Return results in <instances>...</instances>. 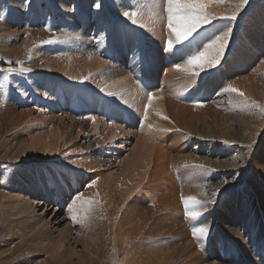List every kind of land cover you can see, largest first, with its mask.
<instances>
[{
    "label": "bare ground",
    "instance_id": "bare-ground-1",
    "mask_svg": "<svg viewBox=\"0 0 264 264\" xmlns=\"http://www.w3.org/2000/svg\"><path fill=\"white\" fill-rule=\"evenodd\" d=\"M95 1L101 4L98 9L101 16L93 9L89 0H81V24L72 25V22H66L69 15L75 14L72 12L71 0H47L46 6L40 7L34 15L37 23L46 25L40 30L27 32L28 35L33 34L32 38L43 40L48 35L47 29L49 30L50 26L57 29L60 23H67V30H62L57 43L37 48L29 60L30 63L24 65V68L31 70L28 72L29 81L25 85L29 84L33 93L30 99L26 98V95H20V100L28 106L18 109L11 104L5 111L3 127L5 124L13 137H5L0 143V161L16 159V153L22 160L19 163L21 173L11 180L8 187H4L3 178L0 179V214L2 217L4 214L9 225L7 234L0 238L3 245L7 246L3 248V252V246L0 247V264H16L20 250L18 245H13L12 240L20 242V246L29 249L32 254L42 252L50 261L58 264H99L100 255L106 261L104 251L99 249L104 235L103 230H97L101 217L98 220L93 218L94 213L86 215L84 202L93 195L100 198L108 224L110 223L109 229L114 242L113 264H225L219 258L209 261L208 258L212 256L208 253L206 257L197 252L185 255L184 248L191 247L193 240L186 241L184 246L178 244L172 248L175 239H169L174 233L179 234V238L187 235L186 224L190 226L192 218L187 215L181 197L196 196L191 186L198 183L202 175L178 169L180 162L189 161L193 157L187 159L188 156L179 154L182 142L181 138L176 136L177 132L190 128L189 132L205 136L201 138L204 139L203 144L201 143L204 145L208 142L205 141L206 136H211V127L205 124L210 130L207 132L199 128H188L184 107L175 111L179 106L176 98L196 88L197 83H191V80L198 79L199 76L177 71L175 64L170 67L168 63H174L177 59L172 54H166L161 49L158 53H153V50L166 46L162 35L163 31L168 33L165 0H135V3L131 0ZM231 1L213 0L208 11L218 19L211 23L228 16L231 9L226 6L231 4ZM125 11L136 13L133 17L135 24L123 16ZM18 14L21 15L16 13ZM51 16L54 17L51 19ZM21 18H24L23 15ZM93 18L98 19L94 28L101 25L97 30L98 36L89 29ZM16 24L17 18L8 17L2 26L4 39L0 43V51H3L4 55L16 57L19 54L16 51V43L23 30L14 28ZM207 26L195 36L192 45L200 46L202 35L206 33H203L204 28ZM147 34L155 37L147 41ZM156 36L159 41H155ZM230 44L231 41L226 44L222 61ZM199 46L192 48L190 54L203 51ZM184 47L191 46L186 42ZM149 57L154 59V63L149 64ZM161 61L167 64L162 67L166 71L163 76V70L158 67ZM71 87L78 89L83 98L77 99L73 96ZM242 89L245 90L243 86ZM50 90L59 98L58 103L49 93ZM90 90L100 91L99 95H96L97 98L104 97L105 101L112 105L120 106L112 109L121 110L116 124L106 126L105 122L97 117L99 109L93 107L97 99L85 93ZM150 95L152 104L149 107ZM82 100L85 101L83 107L80 106ZM117 102L126 106L123 107ZM68 112L82 118H74ZM250 115L241 110L238 116L232 113L227 114L226 118L222 117V124L216 122L219 128L224 126L218 138L226 137L234 142L251 140L252 137L241 129L245 127V122L252 119L253 115ZM215 120L217 119L213 121ZM132 121L137 128L132 132H125L127 136L135 138V144L129 152L126 150V156L122 157L121 153L108 155L109 152L105 153L94 147L96 144L110 150L115 144L118 145L116 140L121 133L118 130L123 128V125L135 128ZM91 132L95 136L90 135ZM80 135L83 137L80 138ZM118 142H122L118 145V150L123 153L124 149H127L128 141ZM209 143L210 145H205H208L209 149H215L211 150L212 152L224 151L218 144H212L211 140ZM208 158L204 162L223 171V174L238 165V161L211 160L209 155ZM31 163L34 164L30 166ZM114 163L117 167L110 172L106 180L103 177V169L111 168ZM223 183L219 189L230 188L229 185L225 187L226 182ZM39 194L43 200L51 201L52 206L47 205L48 208H55V215L49 219L36 212ZM76 196L81 199L76 200ZM53 199L59 203L55 204ZM64 200L67 205L72 202L71 213L60 209ZM63 210L66 215L78 216L79 222L65 223L60 228L64 221L63 218L60 219V211ZM163 212L167 215H163ZM184 215L185 223L180 220ZM167 220L171 225H175L166 229L168 226L162 222ZM160 221L162 225H159ZM155 229H161V232L156 234ZM261 230L262 228L258 227L255 232ZM233 232L236 233L235 230ZM166 238L169 240L164 241ZM79 246L81 248H78ZM170 247L172 250L169 251ZM229 248L238 259H235L236 264H253L251 261L244 262L247 256L238 257L234 244H229ZM251 248L253 250L254 246ZM254 257L257 264H264V254H259L258 258ZM47 259L39 260L37 256L31 255L26 261L45 264ZM22 263L20 260V264Z\"/></svg>",
    "mask_w": 264,
    "mask_h": 264
},
{
    "label": "rangeland",
    "instance_id": "rangeland-1",
    "mask_svg": "<svg viewBox=\"0 0 264 264\" xmlns=\"http://www.w3.org/2000/svg\"><path fill=\"white\" fill-rule=\"evenodd\" d=\"M89 1L92 4L93 9H96L97 13H99V16H101V12H99L98 9L94 6L95 4H97V2L95 0ZM131 1L135 3V0ZM233 1L234 0L230 2L232 6L231 4H229L226 7L232 10H229L228 16L236 14V20L229 22L226 19H221L218 22L209 24L206 29L204 28L205 31L203 33H206L202 35L203 40H201L199 46L202 50L203 46H205L207 42H211L212 38L227 33L228 43L231 41V44L229 45V49L227 50L228 52L225 56V59L221 62L219 67H214L212 69H208L206 67L204 71L198 70L200 72L199 78L191 80V83L193 81L197 83V89H190L191 91H189L188 93H182L179 97L176 98L179 106L176 107L177 109L175 108V111H180V108L184 107V111L186 113H184V116L188 119L186 122L189 124L188 128H199V130L207 132L208 129L205 124H208V126L211 127V131L208 130L211 132V136H209V138H207L206 136L205 141L208 142L204 143V145H202V141L204 139L201 138H204L205 136L202 137L198 134H194L193 132H189L190 128L184 130L185 132L179 131L176 135L177 137L181 138L180 141L182 142L179 146V149L181 150L179 154L182 156H188L187 159L193 157V159H190L189 161L183 160L184 162H180L178 169L190 170V172L202 174L201 178H199L197 181L198 183L194 184L191 187L194 189L196 197L201 201H204L205 204L208 205V207L197 208V210L201 212V215L197 218H192V224L190 226H187L186 224L187 235L185 237L180 236L179 238V234L177 235L176 233H174V235L169 239L174 238L175 241H173V243L176 242L175 244L172 243L171 247H174V245L176 246L178 244V246H184L186 241L193 240L194 243L191 245V247L184 248L186 252L185 255L189 256L190 254H196L195 252H197L198 254L206 257L205 255H207L206 253H208L212 256L208 258L209 261L219 258L223 262H225V264H236L235 259L238 260L237 257L233 256V254L231 253L232 251H230L231 248H229V244H234V248L237 251L238 257L241 256L243 258H246L247 256L249 259L246 258L244 262L251 261L253 264H257L256 258L254 256L258 258L259 254H264V128H262L264 127V0H247L246 3H244L243 0H236L237 2ZM79 2H81V0H71L70 2L72 6V12H74L75 14L72 13L71 15H69L66 18V22H72V25L75 23L78 25L81 24L79 22V17L81 16L82 8ZM46 3L47 0H28L27 4H24L23 0H13V2L9 0H0V17H2L0 18V43L4 39L2 26L3 24H5V21L6 19H8V17L17 18V24L15 25L16 27H13L17 28L20 31L23 30V34L21 33L22 35L20 34L19 37H17V39L19 40L16 43L18 49L16 51L19 53L18 56L15 57L12 55H4L3 51H0V143L5 137H13V135L10 134L11 131H7L8 127L5 124L3 127V119L5 118V111L7 107L12 104L18 109H20L21 107L26 108L28 105L20 100V95H26V98L30 99L33 93L32 91H30L31 89L29 88V84L28 86L25 85V83L29 81V74L28 72L25 73L24 71H22V69L25 67L24 65L30 63L29 60L33 57V54L37 50V48L57 43L62 30H67V23H60V26L57 29L50 26L49 30L47 29L48 35H46L43 40H36L32 38L33 34H27V32L30 31L40 30L46 25L42 22L40 24L37 23L34 16L36 12H38L40 7L46 6ZM235 6L237 9L235 8ZM18 12L23 15L24 18H21V15L19 14L16 15V13ZM69 12H71V10ZM52 17L54 16H51V19ZM96 22H98V19L93 18V22L91 23L89 29L98 36L97 30L101 25L99 24L98 27L94 28V24H96ZM162 35L164 37V43L166 44L167 39L169 38V34L166 31H163ZM153 37L155 36L151 34L146 35L147 41H149V38ZM158 38L159 37L156 36L155 41H159ZM49 41L52 42L49 43ZM160 49L162 50V47L153 50V53H158V50ZM187 58L188 56L177 58L174 63H168V65H170V67H174V64L177 63L186 65ZM153 60L154 59H152V57H149V64L154 63ZM123 62L126 63L125 60H123ZM161 62L158 63V67L160 70H163L162 67L167 66V64L166 62ZM108 63L110 64L111 62L108 61ZM165 73L166 71L163 70L161 72V76H163ZM239 78H241V80H239ZM229 85H231V87L233 88L238 89L239 92H243L244 96L242 97L236 92H225L224 89ZM242 86L245 88V90L242 89ZM249 90H255V92L252 91L251 93ZM70 91L71 94H73V96H75L77 99L83 98L79 94L78 89H74V87H71ZM98 92L100 91L90 90L85 92L87 95L89 94L90 96H92L93 99H97L95 103H93V107L99 109L97 110L98 116H92L99 117L100 120L105 122L106 126L112 125V123L116 124L119 121L117 117L121 114V110L113 111L112 109L120 106L116 107L112 105L111 103L105 101L104 97L97 98L96 95H99ZM49 93L55 98L56 102L58 103L59 98L56 96V94L52 90H50ZM80 102L81 107H83V105L85 106V101L82 100ZM117 103L123 107L126 106H124V104L120 102ZM228 108L232 111H229ZM216 110L218 112L220 111V113L218 114ZM241 110L248 113V115H253L252 119L250 118V120L245 122V127L241 128L244 133L248 134L250 137H252V139L245 140L243 142H234L226 137L219 139V132H222L224 127L223 125H221L219 128V126L217 125L219 123L222 124V121H220L222 120L221 118H226L227 114L232 113L237 114L238 116ZM68 113L71 114L70 112ZM72 116L74 118H82L76 117L74 115ZM215 118L217 120L213 121ZM249 122L252 124H249ZM231 124L233 127H235L233 122H231ZM132 125H134L135 128H130L131 126L123 125V128L118 130L119 133H121L118 136L119 138L117 137L116 143L118 145H121L122 142L118 141H128L127 149H124L125 152L123 151L122 153L121 150H118V148L120 147H118V145L116 144L115 146H112L110 150L107 149L108 147H101L100 145L96 146V144H94V147H97V150L101 149L102 151H105V153L109 152L107 153L108 155L121 153L123 154L122 157L126 156L127 152H129L128 150L132 149L135 144V138H132L129 135L128 137L126 133L129 132V130H131L132 132L133 129L137 128L136 124H133V121ZM100 126L102 125L100 124ZM88 129L90 128L88 127ZM254 131L257 133H255ZM91 133L92 134L90 135L95 136L93 132ZM82 137L83 135H80V138ZM210 140L212 141V144H218L221 150L224 151L212 152L211 150L215 149H213L212 147H210V149L208 148V145H210ZM93 141L96 142V140ZM14 152L15 150H13V153ZM16 155V159L0 161V179L3 178L2 183L4 187H8V185H10L11 183V180L15 178L19 173H21V167L19 163L22 158H20L17 153ZM208 155L211 157V160L218 159L225 160L226 162L238 161V165L233 166L231 171L223 174V171H220L218 170V168L204 162V160L208 158ZM33 164L34 163H31L30 166ZM188 164L191 165L188 166ZM23 167L25 168L27 166ZM115 167H117V165L114 163L111 168L108 167L106 169H103V177H105L106 180L109 178L110 172H112ZM230 181L231 183H229ZM223 182H226L225 187L226 185H229L230 188H228L227 190L219 189V187L222 186L221 184ZM83 185L84 184H82V186ZM37 197V201L39 202L36 204L35 208L37 214L44 216L45 218L47 217L48 219L50 218V216H54L55 212H53V209L55 211V208L52 209L47 207V205L52 206L51 201L48 199H46L47 201L43 200L41 198V194H39V196ZM67 197H69V195ZM65 198L66 197H64V199ZM86 201H92L91 206L86 204V215L94 213L95 217L93 218L98 220L101 217L99 220L101 222H98L99 228L97 230H103L104 239L102 238L99 249L104 251L106 261L104 260L102 255H100L101 257H99V259L101 258V261H99V264H104V262H106L107 264H113L112 257L114 252V242L111 230L109 229L110 223L108 224V218L106 216L105 208L102 205L103 203L100 202L101 200L97 195H93L90 198H87ZM53 202L55 204L59 203V201H57L56 199H53ZM66 205L67 202L66 200H64V203L62 204V207L60 209H66ZM162 214L165 216L167 215L164 212ZM163 215H160V217H163ZM65 217H67L69 221ZM62 218L64 219V221L62 222L60 228H62L65 223H74L70 219L69 215L64 214V210L60 211V219ZM184 218L185 215L182 216L180 220L185 223L186 220ZM248 218L249 220H247ZM162 223H166V226H168L167 228L165 227L166 229H168L170 226L173 227V225H175V223L171 225L172 223H170V221L168 220ZM162 223L160 221L159 225H162ZM0 226V238L2 239V237L7 234L9 227V225L5 221L4 214L3 217L0 214ZM201 226L207 228L208 231L206 235L203 237H194L192 234L193 230ZM75 227L77 228L78 225ZM258 227H261L262 230L260 232H255ZM232 230H235L236 233H234ZM154 232L158 234L161 232V229H159L158 231L155 229ZM176 235L178 237H176ZM167 239L168 238H166V240L164 241L169 240ZM12 242L13 245H18V250H20V252L17 254L18 256L16 258V264H20V260L23 261L22 264H35L30 261H26L31 255L37 256V259L39 260L48 258L47 263L45 264H58L54 261H50L49 257H47L42 252H37L36 254L38 255L32 254L31 252H29V249L20 246V242H18L17 240H12ZM1 246H3L1 248V251L3 252V248H6L7 246L3 245L0 240V247ZM251 246H254L253 250ZM171 247L168 249L169 251L170 249L172 250L173 247ZM78 248L81 247L79 246ZM37 264L43 263L37 262ZM186 264L192 263L187 262Z\"/></svg>",
    "mask_w": 264,
    "mask_h": 264
},
{
    "label": "snow or ice",
    "instance_id": "snow-or-ice-1",
    "mask_svg": "<svg viewBox=\"0 0 264 264\" xmlns=\"http://www.w3.org/2000/svg\"><path fill=\"white\" fill-rule=\"evenodd\" d=\"M213 0H165L166 7V22L169 38L167 39L166 46L162 49L166 54H172L175 58H183L188 56L186 65H181L179 63L175 64L177 71L190 72L196 76L200 75V71H204L207 67L212 69L214 67H219L222 62V56L225 53L226 44L228 42L227 33L220 36H215L211 39V42L203 46V51H197L196 54H190L192 48L198 47L197 45H192V41L195 36L199 34V31L210 24L212 21L218 19L208 8ZM244 3L247 0H243ZM24 4L28 3V0H23ZM97 9L101 7L99 3L94 5ZM136 15L134 12L125 11L123 16L128 20L132 21L133 24L136 21L133 17ZM2 18V17H0ZM229 22L236 20V14L232 16L222 17ZM227 27V26H226ZM230 30V29H229ZM174 37V38H173ZM52 41H49L51 43ZM187 42L191 47L185 48L184 45ZM10 63V62H9ZM22 71L29 72L30 69L23 68ZM225 92H236L240 96H244L243 92H239L238 89L231 87L229 85L224 89ZM152 104V96H149L148 106ZM145 118L147 116L145 115ZM167 119V117H165ZM202 167V166H198ZM183 201L184 208L187 210V215L191 218H197L201 215V212L196 211L197 208H207L208 205L204 201H201L196 196L181 197ZM76 200H80V196L75 197ZM71 203L66 205V212L71 213ZM84 203L91 206L92 201H85ZM70 219L76 223L79 222V218L76 215H71ZM206 227H199L193 230L194 237H203L207 233Z\"/></svg>",
    "mask_w": 264,
    "mask_h": 264
}]
</instances>
